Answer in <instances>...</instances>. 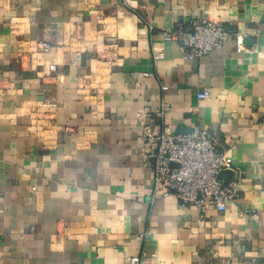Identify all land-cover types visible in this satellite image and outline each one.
Masks as SVG:
<instances>
[{
  "label": "crops",
  "instance_id": "0c3cea01",
  "mask_svg": "<svg viewBox=\"0 0 264 264\" xmlns=\"http://www.w3.org/2000/svg\"><path fill=\"white\" fill-rule=\"evenodd\" d=\"M197 18L234 36L189 60ZM162 111L217 135L226 211L155 194ZM0 264H264V0H0Z\"/></svg>",
  "mask_w": 264,
  "mask_h": 264
},
{
  "label": "built area",
  "instance_id": "2783aa9c",
  "mask_svg": "<svg viewBox=\"0 0 264 264\" xmlns=\"http://www.w3.org/2000/svg\"><path fill=\"white\" fill-rule=\"evenodd\" d=\"M233 36L223 23L197 18L189 27L168 35L167 40L179 41L186 57L196 60L221 49ZM236 38L239 44L243 42L239 35ZM42 48L48 50L50 44L44 42ZM76 64L74 61L73 65ZM209 96L207 91L198 94L199 100ZM158 115L163 119L161 128L154 130L149 126L142 133L146 143H156L149 159L155 194L174 196L181 208L194 206L202 215L211 208L226 211L227 205L239 196L240 184L236 179L225 183L219 177L223 170H233V166L227 152L220 149L217 135L200 125L194 126L191 132L177 134L165 122V113L162 111Z\"/></svg>",
  "mask_w": 264,
  "mask_h": 264
},
{
  "label": "water",
  "instance_id": "95a60500",
  "mask_svg": "<svg viewBox=\"0 0 264 264\" xmlns=\"http://www.w3.org/2000/svg\"><path fill=\"white\" fill-rule=\"evenodd\" d=\"M219 177L227 183L230 179H235L237 177V173L233 170H223Z\"/></svg>",
  "mask_w": 264,
  "mask_h": 264
}]
</instances>
